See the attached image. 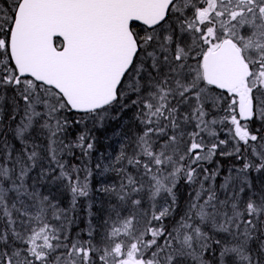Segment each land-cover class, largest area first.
<instances>
[{"label": "snow or ice", "instance_id": "1", "mask_svg": "<svg viewBox=\"0 0 264 264\" xmlns=\"http://www.w3.org/2000/svg\"><path fill=\"white\" fill-rule=\"evenodd\" d=\"M0 264H264V0H0Z\"/></svg>", "mask_w": 264, "mask_h": 264}]
</instances>
